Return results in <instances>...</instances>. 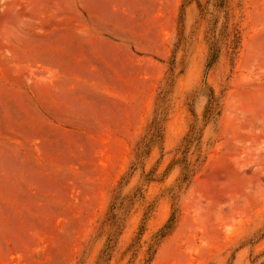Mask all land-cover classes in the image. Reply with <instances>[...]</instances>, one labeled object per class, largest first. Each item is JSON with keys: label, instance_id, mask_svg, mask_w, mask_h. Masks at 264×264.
<instances>
[{"label": "rangeland", "instance_id": "rangeland-1", "mask_svg": "<svg viewBox=\"0 0 264 264\" xmlns=\"http://www.w3.org/2000/svg\"><path fill=\"white\" fill-rule=\"evenodd\" d=\"M0 264H264V0H0Z\"/></svg>", "mask_w": 264, "mask_h": 264}]
</instances>
